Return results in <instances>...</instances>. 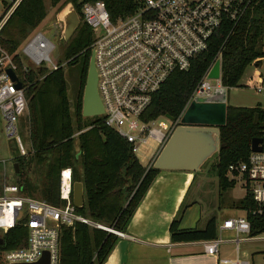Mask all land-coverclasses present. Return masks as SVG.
Instances as JSON below:
<instances>
[{
  "label": "trees",
  "instance_id": "trees-1",
  "mask_svg": "<svg viewBox=\"0 0 264 264\" xmlns=\"http://www.w3.org/2000/svg\"><path fill=\"white\" fill-rule=\"evenodd\" d=\"M95 1L99 0H50L52 7L61 5V8L72 3L81 19L80 28L67 42L65 50L67 66L78 67L74 108L63 67L52 72L45 69L29 72L30 86L26 95L30 149L28 156L21 157L17 153L13 158L19 167L15 182L22 195L60 206L63 203L60 200L61 172L72 168L73 182L84 185L85 204L77 208L78 213L105 227L124 232L160 170L141 165L131 146L105 125L103 117H83V97L94 33L82 22L81 9L84 4ZM101 1L106 3L113 18L130 14L141 4V0ZM47 15L45 0H22L3 28L0 44L14 54L29 32L37 29ZM254 16L246 18L224 48L222 82L225 87H240L246 70L255 65L257 58L264 57V4ZM224 33L213 39L210 50L199 56L190 70L176 72L164 84L154 96L146 113L147 120L167 118L175 121L180 117L221 47ZM16 62L20 65L17 58ZM254 139L264 140V109L260 105L251 108L227 106L226 124L221 127V151L213 167L222 191L236 185L235 180L229 177V167L247 161ZM33 167L40 168L42 172L36 170L35 173ZM232 208L246 212L252 237L264 234V216L254 215L257 206L249 191ZM183 213L170 225L174 243L217 238L215 217L207 222L204 229H181ZM2 238L0 263L4 261L5 252L26 245L28 230L19 225L3 234ZM118 239L107 231L84 224H78L74 229L64 228L59 264H105Z\"/></svg>",
  "mask_w": 264,
  "mask_h": 264
},
{
  "label": "built area",
  "instance_id": "built-area-1",
  "mask_svg": "<svg viewBox=\"0 0 264 264\" xmlns=\"http://www.w3.org/2000/svg\"><path fill=\"white\" fill-rule=\"evenodd\" d=\"M7 1L0 0V35L22 0L6 4ZM262 4L264 0H141L136 10L116 18L101 0L84 4L82 22L94 33L91 49L95 53L105 125L122 137L134 153L149 140L163 148L197 98H208L217 89H232L222 82L224 48L246 18L255 17ZM223 31L224 41L180 117L175 121L167 118L147 120L146 113L154 96L164 84L176 72L190 70L193 62L210 50L213 39ZM55 49V44L42 31L27 41L21 54L19 50L11 54L0 44V115L6 136L14 140L22 156L27 155L20 137V122L29 110L27 77L29 72L38 69L52 72L66 66V62L59 64L53 60ZM218 62L219 78L208 79ZM261 62L264 66V57L257 58L255 64ZM10 71L17 81L12 79ZM18 83L24 87L19 89ZM253 89L264 98V85ZM261 147V152L251 151L247 161L229 167V173L242 181L250 192L257 206L253 213L257 216H264V140ZM73 188L72 168L61 172L60 200L63 203L60 206L24 196L17 185L6 186L0 196V231L6 234L19 225L28 230L24 247L4 253L7 264L36 262L46 251L51 254V263L59 264L63 229H74L78 224L107 231L118 238L127 237L123 231L105 227L79 214L73 202ZM219 230L235 233L232 242L238 253L241 244L256 238L251 236V224L246 216L224 220ZM227 242L223 235L206 242L207 255L218 260L219 248ZM219 262L250 264L238 258Z\"/></svg>",
  "mask_w": 264,
  "mask_h": 264
},
{
  "label": "crops",
  "instance_id": "crops-1",
  "mask_svg": "<svg viewBox=\"0 0 264 264\" xmlns=\"http://www.w3.org/2000/svg\"><path fill=\"white\" fill-rule=\"evenodd\" d=\"M255 65L259 66V64ZM259 67H263V64ZM27 117L30 130L29 110ZM15 146L18 155L28 156V152L26 156H22L16 144ZM161 150L162 148L158 145L149 165ZM13 166L16 173L15 164ZM197 173L161 170L124 231L127 237L118 239L105 264H221L219 260L222 259L236 260L239 253L236 244L232 242L236 236L235 233L221 232L219 228L224 220L246 215L242 210L228 206L222 207L219 200L222 192H218L217 199L213 198V202L205 207L198 200V194L204 193L203 196L207 201V193L210 194L212 190L211 188L208 190L204 184H195ZM191 193L194 195L190 196ZM223 208L232 209L234 212L225 215L220 221L216 211H221ZM182 211L184 213L181 219V229H204L211 218L217 219L218 236L223 235L228 241L220 246L218 260L207 255L205 243L208 241L174 243L171 240L170 225L181 215Z\"/></svg>",
  "mask_w": 264,
  "mask_h": 264
},
{
  "label": "water",
  "instance_id": "water-1",
  "mask_svg": "<svg viewBox=\"0 0 264 264\" xmlns=\"http://www.w3.org/2000/svg\"><path fill=\"white\" fill-rule=\"evenodd\" d=\"M63 26L62 38L68 42L80 26V17L72 3H68L58 16ZM262 65V62L259 66ZM12 79L17 81L13 72H9ZM220 76V64H215L208 79H218ZM17 87L22 89V83ZM105 113L98 90V73L95 65V53L92 52L88 77L83 97V117H102ZM227 91L217 89L208 98H197L185 113L182 125L178 126L159 152L158 156L150 164L149 168L155 170H170L182 172H201L204 165L221 151V127L226 124ZM263 139L252 141V152H261ZM16 173L19 172L18 164H15ZM73 202L77 208L84 207L85 193L81 182L74 183ZM4 240L0 237V246ZM13 264H52L51 254L43 252L41 258L33 263Z\"/></svg>",
  "mask_w": 264,
  "mask_h": 264
},
{
  "label": "rangeland",
  "instance_id": "rangeland-1",
  "mask_svg": "<svg viewBox=\"0 0 264 264\" xmlns=\"http://www.w3.org/2000/svg\"><path fill=\"white\" fill-rule=\"evenodd\" d=\"M45 4L48 13L47 18L41 23V25L37 29L29 32L28 37L22 41L20 45L21 48L19 49L18 53L21 54L24 45L36 32L42 31L47 34V36L56 46V49L52 55L53 60L59 64H64L66 62L65 50H66L67 42L64 41L62 38L63 26L59 22L58 16L60 12L66 7L67 4L61 8H60L61 5L58 7H52L50 0H45ZM1 9L2 7H0V10ZM63 68H64L66 80L68 82L69 99L71 101L72 107L74 108L75 95L77 89L76 80L78 74V70H77L78 67L76 66L71 67L66 65ZM258 85H264V66L259 67L257 65H253L246 70L239 84L240 87L229 89L227 96V106L251 108L260 105L264 109V98L261 95L257 94L256 91H254L253 89ZM27 116L22 120V125L20 128V137L24 142L26 151L29 153L30 130L27 124L28 123ZM157 149H158V144L153 140H149L147 144L141 146L139 149L135 151V155L138 158L141 165L148 166L152 154ZM76 150L77 151L79 150L78 143H76ZM17 153L18 151L14 144V140H10L6 136L4 121L0 115V196L4 194V190L6 186L16 185L15 182L16 173L15 170H13L14 168L13 158L17 155ZM216 156L217 155L211 158L204 165L202 171L196 174L195 184L197 183L204 184L208 190L209 188H211L212 190L210 194L207 193V201L205 200L203 196L204 193L202 192L198 194V200L201 201L205 207H207L209 204L213 202V198H215V200L217 199L219 194L218 192H222L223 193L222 197L221 199H219L220 205L222 207H227V206L233 207L234 204L238 203L246 195L247 191L244 187L243 182L240 181L237 177L234 178L233 175L230 173H228L229 177L231 180H235L236 185L234 186V188L228 189L225 192L221 190L219 179L217 178L213 170V167L217 164ZM33 170L35 173L36 170L38 173L42 172V170L37 167H33L32 171ZM33 177L35 178L34 175ZM193 195L194 193L190 194V196ZM225 195L226 197H224ZM232 212H234V210L229 208H223L221 211H216V215L219 217L218 219L221 221L222 217H224L225 215H230ZM244 214L246 215L245 211ZM2 236H3V232L0 231V237L2 238ZM254 240L255 241L241 244L238 259H240L241 261L249 262L250 264H264V234L257 236L256 238H254ZM3 260L5 261L4 258ZM3 262L0 264H5Z\"/></svg>",
  "mask_w": 264,
  "mask_h": 264
}]
</instances>
